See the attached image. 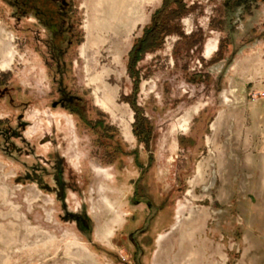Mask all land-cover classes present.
<instances>
[{
    "label": "rangeland",
    "instance_id": "obj_1",
    "mask_svg": "<svg viewBox=\"0 0 264 264\" xmlns=\"http://www.w3.org/2000/svg\"><path fill=\"white\" fill-rule=\"evenodd\" d=\"M65 1L0 0V264H264V0Z\"/></svg>",
    "mask_w": 264,
    "mask_h": 264
},
{
    "label": "trees",
    "instance_id": "obj_2",
    "mask_svg": "<svg viewBox=\"0 0 264 264\" xmlns=\"http://www.w3.org/2000/svg\"><path fill=\"white\" fill-rule=\"evenodd\" d=\"M19 0H16L17 3ZM50 2L51 4H55L56 2H58V0H21V4L25 7H27L28 5L31 6L33 9L38 11V14L43 16L46 21L45 24L46 26L50 27L49 29L52 30V32H59V30H57V28L59 27V19L64 17V13L63 10L61 8L65 7L67 5V2L65 0H61V6H60V11H54L51 10L48 6L46 2ZM172 3L176 4V3H180L181 0H170ZM42 2H44V4L42 5ZM20 4V3H19ZM56 5V4H55ZM43 6L46 8L44 9ZM47 6V7H46ZM164 8V7H163ZM61 12V13H59ZM169 14V13H168ZM167 14V15H168ZM167 15H165L164 18L158 19V17L155 19V23L153 25V27L150 29V33H151V39L154 37L155 34L160 33V32H164L167 31L166 29V25H167ZM155 28V29H154ZM143 43H144V35L136 42V44L133 46V51H135L134 55L136 56L138 53H140L143 49ZM133 55V56H134ZM134 57H132L131 61L128 63L130 65H132V63H134L133 61ZM133 66V65H132Z\"/></svg>",
    "mask_w": 264,
    "mask_h": 264
},
{
    "label": "bare ground",
    "instance_id": "obj_3",
    "mask_svg": "<svg viewBox=\"0 0 264 264\" xmlns=\"http://www.w3.org/2000/svg\"><path fill=\"white\" fill-rule=\"evenodd\" d=\"M123 1H124V0H123ZM133 1H134V2H137V0H126L125 5H124V7H123L124 9L122 10L124 13H122V14H124V15L133 14V13H128L129 11L132 12V11L134 10V7H135V6H134V2H133ZM118 12H119V11H118ZM110 14H111V13H109V16H110ZM112 14H113V13H112ZM107 15H108V14H106L105 17L103 16L102 21H104L105 18L107 19ZM118 15H119L118 13H114V14H113V16L116 17V18H118ZM110 17H112V15H111ZM116 18H115V21H116ZM110 19H111V18H110ZM110 19H107V21L110 20ZM112 20H113V19H112ZM102 21L100 22L99 25H102V24H103ZM105 24H106V23H105ZM108 25H109V24H108ZM100 102H101V105H102L104 108L107 107V104H106V102H105L104 100L101 99ZM126 133H127V132H126Z\"/></svg>",
    "mask_w": 264,
    "mask_h": 264
},
{
    "label": "flooded vegetation",
    "instance_id": "obj_4",
    "mask_svg": "<svg viewBox=\"0 0 264 264\" xmlns=\"http://www.w3.org/2000/svg\"><path fill=\"white\" fill-rule=\"evenodd\" d=\"M34 173H27L26 174L27 179L32 178L35 175Z\"/></svg>",
    "mask_w": 264,
    "mask_h": 264
}]
</instances>
